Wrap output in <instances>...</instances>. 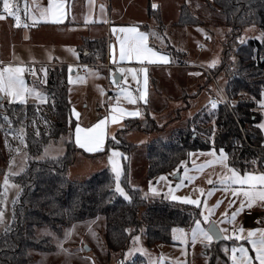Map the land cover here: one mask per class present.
Masks as SVG:
<instances>
[{
  "label": "trees",
  "instance_id": "obj_1",
  "mask_svg": "<svg viewBox=\"0 0 264 264\" xmlns=\"http://www.w3.org/2000/svg\"><path fill=\"white\" fill-rule=\"evenodd\" d=\"M12 3L15 8L22 5L23 0H12ZM203 3L206 15H215L218 25L230 27L221 63L213 69L228 72L226 94L231 107L218 104L215 109L204 108L175 128L170 137L155 138L146 144L150 178L177 168L194 149H222L227 153L229 165L241 172L249 171L254 163L264 168V134L259 127L262 117L259 99L264 90V39L238 42L244 28L250 24L257 25L264 35V0H206ZM147 9L150 17L161 23L160 9H154L151 2ZM179 10L174 24L205 25L206 21L187 3H182ZM2 11L0 0V13ZM80 50L81 62L105 61L107 40L86 37ZM85 51L88 52L85 54ZM232 57L230 70L228 61ZM68 72L65 65L47 69L44 84L47 102L44 104L0 99V137L5 152L9 158L21 150L27 154L24 170L9 175V180L21 189L12 203L11 220L0 233V264H29L32 251L51 249L50 237L37 234L36 228L41 226L58 231L72 222L103 215L106 245L110 250L123 252L143 225L147 228V244L154 246L171 243L174 227L189 228L195 219L201 218L197 206L167 199L149 200L138 188L129 187L131 200H125L115 192V177L108 167L84 180L67 177V169L77 152L102 156L112 147L130 151L134 145L126 143L122 135L135 130L146 133L156 130L159 126L152 116L143 120L125 119L115 137H110L105 148L97 153H86L70 140L64 155L37 158L50 141L68 133L76 124L69 97ZM5 173L4 167H0V175ZM3 195L0 183V199ZM220 244L214 243L210 257L209 253L205 256L207 263L219 259L229 261ZM143 262L145 264V258L139 255L127 264Z\"/></svg>",
  "mask_w": 264,
  "mask_h": 264
},
{
  "label": "rangeland",
  "instance_id": "obj_2",
  "mask_svg": "<svg viewBox=\"0 0 264 264\" xmlns=\"http://www.w3.org/2000/svg\"><path fill=\"white\" fill-rule=\"evenodd\" d=\"M42 1L43 0H36L38 3ZM116 1L117 0H112L111 3ZM203 1L206 0H151L152 5L155 2V4L158 5L157 8L161 11V23L153 17L149 18L146 22L138 20L143 17L141 14L142 8H139L140 5H136L138 9L135 10V8L127 6L125 2L119 1V7L123 9V13L126 14V22L134 21L140 23L139 26L143 23L147 24L150 33L154 36V38L151 39V43L154 47L162 51H165L168 46H173L176 50L181 49L172 51L177 59L176 63H183L186 58L188 61L187 63H190L189 66L205 74L202 73L195 79L192 78V82L187 84L188 88H190L189 92L182 90L180 91L181 93H177L176 90L171 88V83H168V85L164 84L168 82V79L164 76L167 72L170 73V69H167L164 76L162 75L160 78L158 76L156 80L157 85L153 88L155 91H159L157 92L158 95L157 93L151 95L150 102L146 106V113L141 117H137L139 120H143L147 116H152L159 127L150 133L135 130L128 132L126 135H122L126 143L128 142L134 145L128 152H126L127 150L124 151L117 147H112L102 156H88L82 152H77L75 160L68 167L66 174L70 180H84L107 167L112 171V163L109 157H111L114 152L119 153L114 159L121 167V187L124 188L129 196V187H132L138 188L141 194L149 200L167 199L186 203L182 200L171 199L173 195L188 197L189 199H198L200 202V213L203 211L205 215H208L210 210V219L216 221L217 226L222 232L224 231V236L226 238L231 236V239L239 242V245L234 246V240L223 241L220 244V248H223L227 255H229L231 249H237L235 253L231 250L230 255L231 259L233 255H235L238 260L242 255L239 249L244 248L247 255L249 254V257L253 260L254 254L251 253L250 249H254V247L250 242L248 244V232H226L223 230L222 223L224 219L220 214L227 213V203H233V207H237L238 200L231 194V191L229 192L226 184L220 183V178L228 174L227 169L219 162V154L222 149H194L189 152L187 158L184 159L177 168L169 172L161 173L154 178H150L147 172L146 144L155 138L170 137L175 128L181 127L189 118H192L202 109H212L210 98L214 93L212 89H215L214 80L206 70L200 67H194L193 63L208 67L222 90L226 92V73L228 72L216 71V69L213 68L221 63L223 45L230 33V27L227 25H218V19L215 15H206L203 11L205 5ZM102 2L105 4L106 0H102ZM42 3H44V1ZM182 3H187L197 16L201 17V19L203 18L206 21L205 25L179 26L174 24V22L178 20L179 8ZM91 5L88 16L93 17L95 9H97V7H95V0L91 2ZM21 8L22 6L19 4L15 7L14 11H17L19 15ZM98 12L105 18L107 13L106 6L103 8L101 7L100 10L98 9ZM32 15L34 16L33 12ZM48 36V33H46V37H42L43 40L40 42V48H33V45L27 42H19L20 45L15 47L16 57L14 62L6 64L0 62V67H24L25 72L23 73V78L26 85L29 88H34L41 94V88L35 84L40 79L41 66L37 68V66L34 67L31 64L40 63L39 60L42 59L43 56L53 57L56 51L53 45L46 44ZM207 37L208 39L205 40ZM252 38L259 41L264 39L262 31L255 24L247 25L244 28L238 42L245 43ZM199 45H203L204 50L200 51L198 49ZM233 59L232 57L228 61L230 70L231 61ZM20 60H23L24 63L18 62ZM106 61L102 63L96 62L95 64L103 65L107 63ZM31 67L35 69L33 73L30 72ZM48 68L49 67H47V69ZM72 69H74L75 72L71 73ZM85 70L87 71L86 74L82 72V67H72L68 72V75H70L68 82L69 95L72 100V115L80 123H88L90 120L99 117L100 114L105 116L108 114L111 115L113 111L110 108L113 100L111 92L115 91L119 95L118 99H114L115 102H128L123 92L131 93L135 100L136 97H138L136 89L140 83V74H143L140 69L133 66H123L116 70L112 69L110 72V77L112 76V79L114 78L113 74H115V72L123 73L124 78L119 83L114 81L109 84L106 83V76L100 75L94 71L93 68L85 67ZM95 75H99V77H94ZM197 78L199 83L198 88L193 89V82L194 80L196 82ZM181 80L185 83L189 81L186 76H183ZM167 86H169V88ZM193 91L195 94H192ZM33 96L40 104L47 102L43 95H41L39 99L35 95L27 96L25 102L31 101L30 99ZM161 96L166 97V99ZM243 96L248 98V95L244 94ZM0 97H2L5 102H10L11 98L3 96V94H0ZM180 97L184 98L185 104L178 107L175 103L178 101L176 98ZM11 102L20 101L11 100ZM99 107H101V110ZM123 123L115 126L112 120H110L108 123V137L114 138L117 130L124 126ZM72 131V127H70V136ZM71 139V137L68 138L66 133L58 139L50 141L37 158L64 155ZM0 150L2 152L0 153V167H4L6 170L4 175H0V183L4 189V195L1 197L2 199H0V209H3V219L0 221L1 233L6 224L11 220L12 203L21 189L17 183L9 180V186L7 190H5L3 180L8 173H20L24 170L27 165V154L25 150H21L13 158H9L5 152L1 137ZM46 150L47 155H45ZM223 152L227 155L224 150ZM226 163L227 165L229 164L228 157ZM112 173L115 177V173L113 171ZM177 174L180 175L177 177ZM161 177H164V179H161ZM209 180L212 182L209 183ZM177 185L180 186L177 187ZM150 189H154L155 191H150ZM217 201H220L219 206L213 207L217 204ZM242 212L243 210L238 213L241 214ZM200 219H202V217ZM193 226L194 224L189 228L174 227L176 229H184V232L187 234L186 242L182 239H174V236H179V232L173 233V231H171V243H158L154 246H149L147 244V228L143 225L140 231L133 236H138L139 241H134L132 237L128 248L123 252L110 250L106 245L105 217L103 215L72 222L58 231H54L49 226H41L36 228L37 234L40 236H49L52 247L49 250L32 251V259L29 264H127V262L135 260L139 255L147 260V262L145 260L146 264H203L202 257H205L208 253L210 257L215 242L214 239L210 243L207 241L202 242L201 239L198 238L196 242L193 243L191 239V228ZM202 226L205 225L202 223ZM66 233H69L67 238H65ZM229 247L231 248L229 249ZM129 249L139 250L134 251L131 255H127ZM256 255L255 253V259ZM252 264H259V261H254Z\"/></svg>",
  "mask_w": 264,
  "mask_h": 264
},
{
  "label": "crops",
  "instance_id": "obj_3",
  "mask_svg": "<svg viewBox=\"0 0 264 264\" xmlns=\"http://www.w3.org/2000/svg\"><path fill=\"white\" fill-rule=\"evenodd\" d=\"M43 1L44 3H42ZM43 1L38 3L36 2V0H24L23 2L24 4L20 5L22 6V8L20 9V14H19L21 19V25L19 27L16 26V20L14 17L7 16L2 11L0 15H5L6 18L0 19V62H2V64L14 62V59L16 57L15 47L20 45L19 42H27L28 44L33 45V48H40V44H41L40 42L43 40L42 37L45 38L46 33H48L49 36L47 37L46 44L48 43L50 45H53L56 52L54 53L53 57L43 56L42 59L39 60L40 63L31 64L34 67L37 66V68L38 66H41L40 79L35 84L41 88L42 95L45 98H46V94L44 91V84L46 81L45 72L47 71V67L65 65L68 67V70L72 67H77V68L82 67V72L85 74L87 73L85 67H90L93 68L94 71H96L100 75L106 76L107 84L112 83L114 81L116 83H119L124 78L123 73L115 72V74L113 75L118 76V82L115 80V78L112 79V76L110 77V72L112 69L116 70L118 68H122L123 66L124 67L133 66L137 69H140L141 73H143L140 74V83L138 84V88L136 89V94H138V97H136V101H137L136 102L137 104L135 103L136 105L124 101L115 102L114 99H118L119 95L115 91L111 92L112 94L113 93L117 94L115 97L112 96L113 100L110 108L113 111L111 110L112 111L111 115L108 114L105 116L103 114H100L99 117H96L95 119H92L85 124L80 123L79 121L76 120L75 126L72 127L73 131L71 136L69 135V131H68L67 133L68 138L71 137L72 138L71 140L74 141V143L78 147L83 149L86 153L94 154L105 148L106 142L110 138L108 137V133H107L109 129L108 123L110 122V120H112L113 115L119 116V113L114 111V109L116 108L126 109V112L123 114L122 117H120L117 120V122L112 121V123L115 126L123 123L124 120L127 118L141 117L146 113L147 111L146 106L150 102L151 99L150 97H152L151 95H153V93L159 92L153 89L157 85L156 80L158 76L159 78L162 77V75L164 76V74L166 73L165 71L167 69H170V73L167 72L166 75L164 76L168 79V82H165L164 84L168 85V83H171V88L173 90H176L177 93H181L180 91L182 90L189 92L190 88H188L187 84H190L192 82V78L195 79L198 75H201L203 73L200 70L197 71L192 66H189L190 63H187L188 61L186 58L183 61V63H187L186 65H183L182 63H176L177 59L175 58L174 53L172 51L174 50L177 51L181 49L176 50V48H174L173 46H168L165 49V51H162L154 47V45L151 43V39L154 38V36L150 33V29L146 23H143L142 24L143 27H142V25L139 26L140 23H136L134 21L126 22L127 20L125 18L126 14L123 13V9L119 7L120 6L119 1L125 2L127 6H131L135 8V10L138 9L136 5L139 4L140 5L139 8H142L141 14L143 15V17L139 18L138 20H143L146 22L147 20H149V18H151L150 15L148 14V9H147L148 4L149 2H151V0H117L116 2L113 3H111L112 0H106L105 3L106 5L103 4L102 0H95V7H97V9H95L93 17L88 16V11L91 10V6H92L91 2H93V0H62L64 15L60 23H53L51 22L50 18L47 19L41 18V12L45 8H47L50 0H43ZM153 4H155V2ZM105 6L107 9V13L104 18L101 16L100 12H98V9L100 10L101 7L103 8ZM14 9L15 8H13V10ZM32 12L34 13V16L32 15ZM25 24H27V27H24ZM122 28H136L138 32L146 34L147 46L152 48L154 51L159 52L161 55H166L168 57V62H161L158 60L156 62H150L148 60H136L135 58L132 59L125 58L121 60L120 41L124 39L125 36L129 35L128 33L121 32L120 29ZM86 37L90 39L106 38L108 43V50L106 57L107 61L106 60L105 61L110 63L111 65L110 67L104 64L97 65L93 62H89V63L81 62L80 47L83 39ZM87 52L88 51H85L84 53L86 54ZM18 62L24 63L23 60H20ZM102 62H98V63H102ZM73 72H75L74 69L71 70V73ZM69 76L70 75H68V78ZM183 76L188 77L189 81L187 83L181 80ZM94 77L98 78L99 75H95ZM198 85L199 83L197 78L196 82L194 80L192 88L196 89L198 88ZM167 87L169 88V86ZM212 90L213 92L215 91L214 88ZM142 94L145 95L146 102L145 100L139 99V97ZM192 94H195L194 91L192 92ZM262 94H264V90L262 91ZM262 94L259 99V106L262 114L259 125L264 124V108H262L260 105V102L264 100V95ZM109 96H110V92H109ZM161 97L166 99V97L164 96ZM176 99H178V101H176L175 105L177 104L178 107H181L185 104L184 98L180 97ZM30 100L36 101L34 96ZM99 109L101 110V107H99ZM132 111H139L140 115L139 116L128 115V113ZM101 120H105V123L102 125L103 143L98 150L89 152L87 148L81 147L76 142V127L77 125H79L80 128L82 129H89L92 128L97 123H99V121ZM261 130L264 134V129L261 128ZM228 167L234 168L229 164ZM237 171L241 175H244L245 173L239 170ZM246 172L249 173L264 172V168H260L257 163H254L253 168H251L249 171ZM238 187L239 185L227 184V188L229 192L231 191V194ZM235 199L238 200L237 207H233L234 206L233 203L231 204L227 203L226 204L227 213H224L225 215L223 216L222 214H220L224 219L222 223L223 230H225L226 232H249V230L264 229V202L256 201L251 206H248L247 201L243 196H235ZM242 200L245 203V206L243 207V212L241 214L237 213L235 219L232 220L231 214L235 212L239 207H241ZM246 210H253L254 213L248 215L245 213ZM241 228L243 229V231H240ZM225 240L229 241L234 239H228L225 237ZM234 241H235L234 246L239 245V242L237 240ZM231 247H229V249ZM231 250L228 255L229 261L226 260L224 261L219 259V260H213L212 262L209 261L207 263L206 257H202L203 264H232V259L230 255ZM250 251L251 253L254 254L253 260L257 262L258 260L255 259V253H256L255 249L251 248ZM253 260L249 257V264H252L254 262Z\"/></svg>",
  "mask_w": 264,
  "mask_h": 264
},
{
  "label": "snow or ice",
  "instance_id": "obj_4",
  "mask_svg": "<svg viewBox=\"0 0 264 264\" xmlns=\"http://www.w3.org/2000/svg\"><path fill=\"white\" fill-rule=\"evenodd\" d=\"M3 3V12L7 16H12L16 20V26L19 27L21 25L20 16L17 14V11L13 10V4L11 0H2ZM152 7L155 9L158 5L153 4ZM64 12L62 7V0H50L47 8H45L41 12V18L47 19L50 18L53 23H60L62 21ZM6 18L5 15H0V19ZM27 27V24L24 25ZM121 32L128 33L129 35L125 36L124 39L120 41V59L123 60L125 58H135L136 60H148L150 62H168V57L166 55H161L159 52L154 51L152 48L147 46V35L144 33L138 32L136 28H122ZM123 71V70H122ZM25 72V68L22 66H3L0 67V94L3 96L9 97L11 100H19L20 102H25L27 96L35 95L38 99L41 98V93L37 92L34 88H29L25 80L23 78V73ZM46 75V72H45ZM71 82V78H70ZM125 99L128 100L129 103L135 104L136 100L132 97L131 93L123 92ZM264 95V94H262ZM140 100H145V95L142 94L139 97ZM146 102V100H145ZM262 108H264V100L260 102ZM211 107L215 109L217 104L215 101L211 103ZM118 115L112 116V121L117 122V120L123 116L126 112L124 108H116L114 109ZM128 115L131 116H139V111L129 112ZM7 120V117H5ZM105 123V120L99 121L96 125L89 129H82L79 125L76 127V142L81 146L87 148L89 152L96 151L100 148L103 143V128L102 125ZM262 129H264V124L259 125ZM47 155V150L45 152ZM119 155V153L114 152L111 157H109L110 162L112 163V171L115 173V192L118 193L125 200L130 201L131 197L128 193L121 187L120 184V176H121V167L118 163L115 162L114 157ZM227 155L221 150L219 154V162L227 169V175L220 178V183L222 184H232L239 185L233 192V196H243L247 205L251 206L256 201L264 202V172H245L244 175H241L236 169L228 167L227 163ZM9 175H16V173L6 174L3 180V185L5 190H7L9 186ZM164 179V177H161ZM209 183L212 181L209 180ZM16 187L15 185H12ZM180 185H177L179 187ZM150 191H155L154 189H150ZM173 200H182L188 204L197 205L199 207L198 199H189L188 197H178L173 195L171 197ZM15 203V201H13ZM220 201H217V204L213 207H218ZM245 206L244 201H241V207L238 208L235 212L231 214L232 220L235 219V216L239 211L243 210ZM211 211L209 210V214L205 215L202 211L200 216L202 219H195L194 226L191 228V239L192 242L195 243L199 238L202 242L207 241L211 242L215 238V232L217 223L210 219ZM225 214H222V216ZM3 219V209H0V221ZM203 225L205 226H202ZM173 233L179 232V236H174V239H182L186 242L187 234L184 232V229H172ZM240 231H243L241 228ZM69 233L65 234V238ZM232 237L229 236L228 239ZM247 239L252 244L256 252V259L259 261V264H264V229L257 230H249ZM134 241H139V237H133ZM139 249H129L127 255H131L134 251H138ZM233 253L237 251V249H232ZM239 252L242 254L239 260L233 255L232 260L233 264H249V257L244 248H240Z\"/></svg>",
  "mask_w": 264,
  "mask_h": 264
},
{
  "label": "built area",
  "instance_id": "obj_5",
  "mask_svg": "<svg viewBox=\"0 0 264 264\" xmlns=\"http://www.w3.org/2000/svg\"><path fill=\"white\" fill-rule=\"evenodd\" d=\"M207 39H208V37L205 38V40H207ZM198 49H199L200 51H202V50H204V46H203V45H199V46H198ZM104 65H107L108 67L111 66L110 63H108V62H107V63H104ZM194 66H196V67H200V68H202L203 70H206L207 73H209L210 76H211V77L213 78V80H214L215 91H214V93L211 95L210 102L212 103L213 101H215L217 105H218V104H225V105L231 107V105H230V101H229V98H228L226 92H224V91L222 90V88L220 87L219 83L217 82V80H216L215 77L213 76V74H212V72L210 71V69H209L208 67L204 66V65L195 64V63H194ZM30 72L33 73V72H34V68H30ZM116 95H117L116 93H113V94H112L113 97H115ZM245 213L249 215V214H253L254 211H253V210H246Z\"/></svg>",
  "mask_w": 264,
  "mask_h": 264
},
{
  "label": "water",
  "instance_id": "obj_6",
  "mask_svg": "<svg viewBox=\"0 0 264 264\" xmlns=\"http://www.w3.org/2000/svg\"><path fill=\"white\" fill-rule=\"evenodd\" d=\"M115 80L118 82V76H114ZM0 99H2V97H0ZM180 174H177V177L179 176ZM225 240V237L223 236V233L221 232V230L219 229V227L217 226L216 227V232H215V238H214V242L215 243H220L222 241Z\"/></svg>",
  "mask_w": 264,
  "mask_h": 264
}]
</instances>
